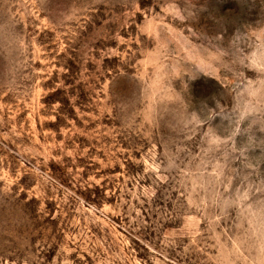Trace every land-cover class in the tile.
<instances>
[{
  "label": "rangeland",
  "instance_id": "obj_1",
  "mask_svg": "<svg viewBox=\"0 0 264 264\" xmlns=\"http://www.w3.org/2000/svg\"><path fill=\"white\" fill-rule=\"evenodd\" d=\"M0 264H264V0H0Z\"/></svg>",
  "mask_w": 264,
  "mask_h": 264
}]
</instances>
